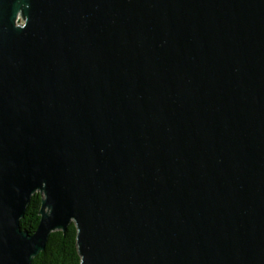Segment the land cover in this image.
Listing matches in <instances>:
<instances>
[{
    "label": "water",
    "instance_id": "water-1",
    "mask_svg": "<svg viewBox=\"0 0 264 264\" xmlns=\"http://www.w3.org/2000/svg\"><path fill=\"white\" fill-rule=\"evenodd\" d=\"M72 222L80 264H264V0H0V264Z\"/></svg>",
    "mask_w": 264,
    "mask_h": 264
},
{
    "label": "trees",
    "instance_id": "trees-1",
    "mask_svg": "<svg viewBox=\"0 0 264 264\" xmlns=\"http://www.w3.org/2000/svg\"><path fill=\"white\" fill-rule=\"evenodd\" d=\"M42 195L36 192L27 205L24 217L20 220L21 228L33 233L39 224ZM77 228L72 222L66 231L56 230L50 233L46 248L36 255L31 264H80L76 244Z\"/></svg>",
    "mask_w": 264,
    "mask_h": 264
}]
</instances>
